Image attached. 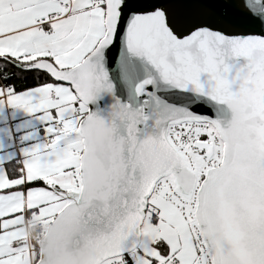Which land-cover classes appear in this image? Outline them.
Instances as JSON below:
<instances>
[{
  "label": "snow or ice",
  "instance_id": "snow-or-ice-1",
  "mask_svg": "<svg viewBox=\"0 0 264 264\" xmlns=\"http://www.w3.org/2000/svg\"><path fill=\"white\" fill-rule=\"evenodd\" d=\"M0 264H264V0H0Z\"/></svg>",
  "mask_w": 264,
  "mask_h": 264
}]
</instances>
